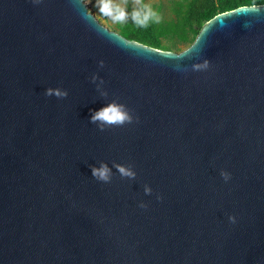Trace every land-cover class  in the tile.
<instances>
[{"label":"water","instance_id":"obj_1","mask_svg":"<svg viewBox=\"0 0 264 264\" xmlns=\"http://www.w3.org/2000/svg\"><path fill=\"white\" fill-rule=\"evenodd\" d=\"M105 101L132 122L89 123ZM0 264H264V4L173 51L84 0H0Z\"/></svg>","mask_w":264,"mask_h":264},{"label":"trees","instance_id":"obj_2","mask_svg":"<svg viewBox=\"0 0 264 264\" xmlns=\"http://www.w3.org/2000/svg\"><path fill=\"white\" fill-rule=\"evenodd\" d=\"M252 4H264V0H167L166 5L159 4L155 9L147 8L144 0L134 7L130 0H126L127 18L115 22L114 28L128 39L164 50L180 51L194 40L204 22L217 13ZM165 6L167 12H163ZM134 12H139L141 17L146 12L151 15L141 25L132 18Z\"/></svg>","mask_w":264,"mask_h":264},{"label":"clouds","instance_id":"obj_3","mask_svg":"<svg viewBox=\"0 0 264 264\" xmlns=\"http://www.w3.org/2000/svg\"><path fill=\"white\" fill-rule=\"evenodd\" d=\"M34 2H39V0H34ZM101 7L104 12H108L109 9H112L111 16L112 19L116 22H122L127 18V13L122 8L118 6H113L110 3V0H102ZM151 15L150 12H146L142 17L139 12H134L132 18L138 24H145ZM100 66H103V61L98 62ZM92 82H95L97 90L100 92L102 97L107 96V93L103 90V80L99 79L95 73L90 77ZM45 95H55L57 98H62L67 95V91L60 89L58 87L53 88L49 87L45 89ZM90 115L88 118L89 123L95 124L97 128L103 130L107 126H119L125 123H131L133 120V115L130 113L128 108L117 101H105L101 104L100 107L96 109L89 110ZM91 169V176L98 181L107 183L110 181L113 169H116L121 176L127 177L129 179L135 178V170L130 165H122L113 163L110 165L105 161H98L96 164L89 166ZM224 178L227 179V174H223ZM145 194L151 193V188L145 185L144 188ZM157 199H160V196L157 195ZM139 207L146 208L147 205L141 201Z\"/></svg>","mask_w":264,"mask_h":264},{"label":"rangeland","instance_id":"obj_4","mask_svg":"<svg viewBox=\"0 0 264 264\" xmlns=\"http://www.w3.org/2000/svg\"><path fill=\"white\" fill-rule=\"evenodd\" d=\"M130 1L133 7L137 6V4H139L140 2V0H130ZM166 1L167 0H144V3L147 6V8L149 7L155 9V7L159 4L166 5ZM84 2L87 5L88 11L92 12L100 23L104 24L109 29L115 30L114 27L116 21L112 19L111 16L112 9H109L108 12H104L101 7L102 0H84ZM110 3L113 6H118L119 8H122L126 12V7H127L126 0H110ZM167 11L168 9L165 6L163 8V12H167Z\"/></svg>","mask_w":264,"mask_h":264}]
</instances>
